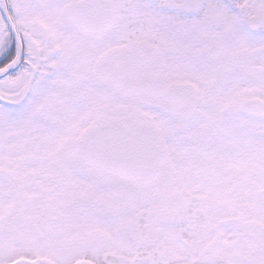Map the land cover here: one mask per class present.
I'll return each mask as SVG.
<instances>
[{
  "label": "snow or ice",
  "instance_id": "snow-or-ice-1",
  "mask_svg": "<svg viewBox=\"0 0 264 264\" xmlns=\"http://www.w3.org/2000/svg\"><path fill=\"white\" fill-rule=\"evenodd\" d=\"M0 264H264V0H0Z\"/></svg>",
  "mask_w": 264,
  "mask_h": 264
}]
</instances>
